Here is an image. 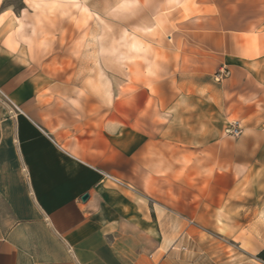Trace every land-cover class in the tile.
Wrapping results in <instances>:
<instances>
[{
	"label": "crops",
	"instance_id": "0c3cea01",
	"mask_svg": "<svg viewBox=\"0 0 264 264\" xmlns=\"http://www.w3.org/2000/svg\"><path fill=\"white\" fill-rule=\"evenodd\" d=\"M33 3L0 0V264H264V171L252 161L264 131L245 130L233 164L247 168L210 185L208 123L194 137L191 123L178 122L195 93H178L175 70L184 50L260 59L264 0H138L143 26L167 41L121 60L137 69L121 77L131 92L116 86L113 60L97 57L92 39L67 55L81 50L80 30L65 27L61 8L55 25L48 11L38 25ZM177 179L186 189L179 203L165 181Z\"/></svg>",
	"mask_w": 264,
	"mask_h": 264
},
{
	"label": "rangeland",
	"instance_id": "374dc122",
	"mask_svg": "<svg viewBox=\"0 0 264 264\" xmlns=\"http://www.w3.org/2000/svg\"><path fill=\"white\" fill-rule=\"evenodd\" d=\"M9 2L19 6L22 0H9ZM32 6L38 12L36 15L38 25L42 23L41 12L48 11L50 26L55 25L58 18H63L65 27L74 26L80 30L81 34L75 42L77 48L81 50L66 52L67 55L73 53L77 57L79 53H84V45L89 43L90 39L97 43L100 48L97 57L113 60L114 66L108 69L114 75L116 86L123 92L133 91L134 86L123 84L121 79L124 75H129L131 79L137 74V69L121 67V60L131 63L138 58H144L143 55L149 53L145 49L150 48L152 39L160 43L167 41L166 38L143 26L145 18L142 10L137 8V3L126 6L125 0H81L75 3L34 0ZM57 8H61L58 18L52 16ZM90 26L97 28V34L92 36L88 34ZM141 52L144 54L142 55ZM261 52L260 59L251 63H241L229 57L201 54L193 50H184L175 54L178 93L181 89L195 93L193 98L187 100V105H183L181 112L186 116H176V118L178 122L181 120L182 123L192 124L194 137L200 136V121L205 119L208 123L210 147L207 153L208 161L203 164V169L208 171L210 185L222 181V178L218 179L222 172L231 170L234 166L235 169L240 167L239 164H233V154L234 146H238L239 140L246 137L244 131L247 130L249 134L251 130L249 127L257 124H259L258 129L264 131V45ZM150 53L152 54V51ZM155 54L162 61L168 60L163 51H155ZM43 69L50 73L63 70L56 66ZM236 121H239L242 133L238 136L226 133L225 128ZM250 138H253V134ZM222 149L223 155L218 156ZM240 149L241 154L246 155V147L242 146ZM261 150H264V147L260 148ZM256 160L258 169L264 171V151L252 161ZM240 168H247V164H242ZM128 181L135 184L132 180ZM165 181L170 186L167 190L170 193L168 197L176 203L185 198L186 189L183 180H175L176 184L172 180ZM152 182V179H146L148 187L152 186ZM192 182L195 187L197 181L193 179ZM194 198L197 196L194 195ZM206 231L209 236L216 233L213 228H206ZM196 261L199 260H193ZM183 262L182 259L181 264Z\"/></svg>",
	"mask_w": 264,
	"mask_h": 264
},
{
	"label": "built area",
	"instance_id": "2783aa9c",
	"mask_svg": "<svg viewBox=\"0 0 264 264\" xmlns=\"http://www.w3.org/2000/svg\"><path fill=\"white\" fill-rule=\"evenodd\" d=\"M226 133L234 135V136H238L242 133V128L241 125L239 123V121H236L235 123L230 124L228 127L225 128ZM104 178L111 180L115 183H122L121 180H119L118 178L114 177L111 174L108 173H104Z\"/></svg>",
	"mask_w": 264,
	"mask_h": 264
},
{
	"label": "snow or ice",
	"instance_id": "6c2138e0",
	"mask_svg": "<svg viewBox=\"0 0 264 264\" xmlns=\"http://www.w3.org/2000/svg\"><path fill=\"white\" fill-rule=\"evenodd\" d=\"M138 3V0H125V5L126 6H131L133 4Z\"/></svg>",
	"mask_w": 264,
	"mask_h": 264
},
{
	"label": "trees",
	"instance_id": "16d2710c",
	"mask_svg": "<svg viewBox=\"0 0 264 264\" xmlns=\"http://www.w3.org/2000/svg\"><path fill=\"white\" fill-rule=\"evenodd\" d=\"M259 257L262 258L264 260V251H262L260 254H259Z\"/></svg>",
	"mask_w": 264,
	"mask_h": 264
},
{
	"label": "water",
	"instance_id": "95a60500",
	"mask_svg": "<svg viewBox=\"0 0 264 264\" xmlns=\"http://www.w3.org/2000/svg\"><path fill=\"white\" fill-rule=\"evenodd\" d=\"M87 197H88V194H85L84 199H86Z\"/></svg>",
	"mask_w": 264,
	"mask_h": 264
}]
</instances>
